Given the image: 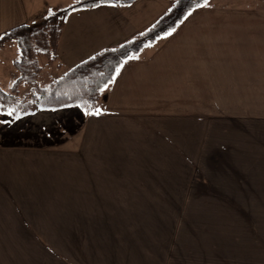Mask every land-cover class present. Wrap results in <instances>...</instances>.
I'll use <instances>...</instances> for the list:
<instances>
[{
  "label": "crops",
  "instance_id": "crops-1",
  "mask_svg": "<svg viewBox=\"0 0 264 264\" xmlns=\"http://www.w3.org/2000/svg\"><path fill=\"white\" fill-rule=\"evenodd\" d=\"M75 1L0 0V36ZM174 1L69 12L56 58H38L37 86L144 33ZM18 58L14 42L0 46L4 89ZM121 65L99 115L37 99L28 113L0 111V264H79L64 252L68 234L88 235L76 236V255L89 264V247L100 249L97 264H264V211L246 241L206 224L197 228L215 232L203 237L154 229L155 251L132 244L148 237L147 203L193 200L181 196L187 179L264 195V0H207ZM34 94L20 84L19 98Z\"/></svg>",
  "mask_w": 264,
  "mask_h": 264
},
{
  "label": "trees",
  "instance_id": "trees-1",
  "mask_svg": "<svg viewBox=\"0 0 264 264\" xmlns=\"http://www.w3.org/2000/svg\"><path fill=\"white\" fill-rule=\"evenodd\" d=\"M133 1L135 0H76L69 6L50 13L40 27L24 24L3 33L0 36V46L8 41L14 42L19 58L13 62L17 76L10 89L5 91L0 85V111L25 113L30 111L32 100L37 99L38 106L46 109L77 106L86 113L94 112L100 88L115 76L116 69L124 60L133 57L161 36L174 31L191 10L205 4L204 0H176L144 33L118 47L96 53L45 87L37 86L36 78L40 71L38 58H56L62 22L69 12L105 3L129 4ZM20 84L32 87L35 92L33 99L19 98Z\"/></svg>",
  "mask_w": 264,
  "mask_h": 264
},
{
  "label": "rangeland",
  "instance_id": "rangeland-1",
  "mask_svg": "<svg viewBox=\"0 0 264 264\" xmlns=\"http://www.w3.org/2000/svg\"><path fill=\"white\" fill-rule=\"evenodd\" d=\"M45 21L46 20H42L32 27H40ZM2 89L8 91V89ZM187 180H189L190 185L184 186L182 184L181 196L190 197L193 198V200L147 203V209L149 211V234L148 237H144L142 233L136 234V236L133 235L132 244L135 248L139 249L138 246H145L148 244L147 248L149 250L151 249V251H155L158 247L156 240L154 243L153 240L149 242L151 238L149 236L154 234V229H157L158 233L161 235H167L168 239L171 238L173 233L176 235V229H179L178 237L182 235L203 237L205 233L215 232V229L213 230L212 227H210L209 231L204 230V228H197L200 225L206 224H210V226L213 227L223 226L220 232L225 231L234 238L240 236V238H242L241 241H246L245 232L251 233L254 221L260 219L253 218L252 216H255L257 212L264 211V200H252L251 198H264V195H259L253 191L247 192L252 190L247 187L206 184L203 178ZM165 232L166 234H163ZM68 236L72 238H70V243H67L64 252L70 254L69 259H77L79 261H76L79 262V264H89V261L86 259L87 257L81 260L80 257L78 258L79 255H76L77 250H84L82 246L77 247L78 244L76 245V242L79 239L76 236L84 237V239L86 238L87 240L88 235L68 234L67 237ZM81 240H83V238H81ZM159 241H161V239H159ZM141 242L143 244H141ZM53 244L55 245V242H53ZM87 249L90 251L88 254L90 253L89 257L92 264H97L100 261V249L96 248V250L93 247ZM53 252H57L58 254L61 253L60 249H55ZM92 254L96 256L93 257ZM63 262L66 264L68 260L65 259Z\"/></svg>",
  "mask_w": 264,
  "mask_h": 264
},
{
  "label": "snow or ice",
  "instance_id": "snow-or-ice-1",
  "mask_svg": "<svg viewBox=\"0 0 264 264\" xmlns=\"http://www.w3.org/2000/svg\"><path fill=\"white\" fill-rule=\"evenodd\" d=\"M204 2L206 3L207 0H204ZM122 67H123V65H121L120 67H118V68L116 69V75H119V74H120V71H121V68H122ZM114 80H115V77L110 78V79L108 80V82L105 83V84L103 85V87L100 88V91H101V92L105 91V90L107 89L108 85L111 84V83H113ZM9 114L11 115V113H9ZM89 114H90V115H99V114H100V110H99V109H96L95 112H90ZM17 118H18V117H17Z\"/></svg>",
  "mask_w": 264,
  "mask_h": 264
}]
</instances>
